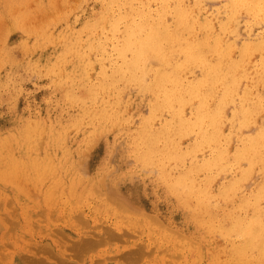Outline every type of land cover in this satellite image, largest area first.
<instances>
[{
	"label": "rangeland",
	"instance_id": "1",
	"mask_svg": "<svg viewBox=\"0 0 264 264\" xmlns=\"http://www.w3.org/2000/svg\"><path fill=\"white\" fill-rule=\"evenodd\" d=\"M119 1L0 0V264H39L37 258L48 264H238L236 248L245 242L221 227L232 231L237 219L264 220V197L254 202L264 192V14L234 11L231 0H136L132 7ZM177 5L194 14H188L194 35L183 31L186 40L206 45L207 36L213 34L214 43L221 34V48L209 40L200 46L203 56L211 55L209 65L219 63L216 58L236 65L220 61L226 72L232 67L227 75L233 79L212 89L215 94L203 91L207 113L214 112L209 121L200 119L202 98H188L206 70L197 63L181 67L187 58L177 43L168 48L161 39L169 54L159 48V59L149 53L154 58H143L135 70L129 66L134 22L144 24L146 12L157 13V21L163 14L172 25ZM159 70L180 77L182 100H188L164 107L162 93L153 92ZM179 121L193 130L169 134L170 125L182 128ZM150 133L157 139H146ZM85 240L95 246L75 247ZM246 248L245 264H264L260 250ZM130 251L138 256L127 257Z\"/></svg>",
	"mask_w": 264,
	"mask_h": 264
},
{
	"label": "bare ground",
	"instance_id": "2",
	"mask_svg": "<svg viewBox=\"0 0 264 264\" xmlns=\"http://www.w3.org/2000/svg\"><path fill=\"white\" fill-rule=\"evenodd\" d=\"M119 1V0H118ZM131 1L133 2V1H136V0H129V2L131 3ZM162 1V0H161ZM172 1V0H171ZM174 1V0H173ZM190 1L191 0H189V3H190ZM47 2H50V1H47ZM113 2V1H112ZM117 2V1H116ZM119 2H121V1H119ZM118 2V4H119V6H118V4H117V7H120V6H122V4L120 5V3ZM125 2H127V0H125ZM168 2V1H167ZM176 2V1H175ZM45 3V2H44ZM122 3H124V1H122ZM134 3H136V2H133V4L132 5H130L129 3V7L131 6H133L134 5ZM163 3V2H162ZM183 3V2H182ZM50 4V3H49ZM59 4V3H58ZM112 3H110L109 5H111ZM126 4V3H125ZM168 4H170V3H168ZM168 4H167V6H168ZM180 4H181V2H180ZM184 4V3H183ZM182 4V5H183ZM46 5V4H45ZM79 5V4H78ZM85 5V4H84ZM159 5H160V3H159ZM231 7H232V9L235 11V10H238L239 8H242V7H247L250 11H252V12H254L255 13V15H262V14H264V0H231ZM40 6V5H39ZM47 6V5H46ZM55 6V5H54ZM57 6V5H56ZM65 6H66V4H65ZM139 6V5H138ZM166 6V7H167ZM173 6V5H172ZM179 5H177L176 6V8L173 10V13H172V15H173V20H174V22H173V24L172 25H169V24H167V22H166V19L164 18L163 20H162V15H158L159 17H158V21H157V13H155L156 14V20H155V17H152V15L151 14H149V13H146V12H144L143 14H144V17L143 16H141V19H140V21L142 20V17H143V19H144V24H142V22H141V24L140 25H138L137 24V26H136V24H135V22H134V27H133V29H132V27H130L132 30H130L131 31V35H133L132 37H133V39L131 38L130 39V43L128 44L130 47H132V48H134V52H135V54H134V52H131V53H133L134 55H135V60H134V62L133 63H131L129 66H131L132 67V69L133 70H135L137 67H136V65H137V63L139 62V61H143L142 59L143 58H145L146 59V57L147 56H149V53L151 54V55H153V56H155V54L156 55H158L157 57V59H159L160 57L159 56H161L160 54H161V52L165 49V47L164 46H166V44H167V47L169 48H171V46H168V42H169V45L172 43V44H174V43H177V44H179V45H177L176 44V47H177V49L178 48H182V54H184L185 53V55H186V58L187 59H185V61H184V63H181L180 65H181V67L183 66V65H185V67H187V66H189V65H191V64H198V65H201L202 67H204L203 69L204 70H206V71H204V72H206L205 74L206 75H203V76H205V78L204 79H202L201 81H202V83H196L198 86H196L195 87V89H193L192 87H190V88H192V90L191 89H189V91L191 92L190 94L189 93H187V94H189V97L188 98H192L191 97V95L193 96H198L199 98L201 97L202 98V100H201V103H202V107H203V109H201V108H199V107H201V106H199L198 108H197V111H195V113H199L198 112V109H199V111H200V109L201 110H203V113L201 114V115H203L202 117H201V115H200V119L202 118V121L207 117V114L208 115H210V117L212 118V116H211V114L212 113H214L213 112V109H209L210 111H212V113H207V109L210 107V105H209V107H207L206 108V105H208V103L206 102V99H207V94H205L204 92H205V90L207 91V92H209L210 91V93L211 92H213V91H215L216 92V87L221 83L222 85L224 84V86H225V83L226 82H228L227 80L229 79V76L227 75L228 73L227 72H229V70L231 71V68L226 72L225 70H223V64H224V62L222 61V60H220L221 62H223V64L216 58V60L219 62V63H213L212 65H209V62H208V60H209V56H211V55H208V57H206L207 55H205V56H203V47L200 49V46H202V43H204L203 41H202V43H198V42H200L199 41V39H196V37H194L195 39L194 40H197V42L196 41H193V40H190L192 37H190V39L188 38V40H186L185 38H184V36H185V34H184V32H186V31H188V34H190L191 35V33H192V31L189 29L190 28V22H189V20H191V17L189 18V16H188V14H190L191 12H192V10H191V12H189V13H187V12H185L183 9H184V7H182L183 9H181V8H179V7H181V6H179ZM183 6H185V5H183ZM51 7V6H50ZM59 7V6H58ZM113 7V6H112ZM169 7H171V6H169ZM187 7V6H186ZM196 7V6H195ZM194 7V8H195ZM52 8H54V7H52ZM106 8V7H105ZM108 8V7H107ZM107 8H106V10H107ZM158 8V7H157ZM168 8V7H167ZM166 8V10H167V12H168V9ZM243 8V9H244ZM58 9V8H57ZM144 9H145V7H144ZM192 9V8H191ZM64 10V9H63ZM126 10H127V8H126ZM150 10V9H149ZM163 10V9H162ZM161 10V11H162ZM195 10V12H196V9H194ZM51 11V10H50ZM65 11V10H64ZM67 11V10H66ZM113 11H115V10H113ZM234 11H232L233 13H234ZM13 12V11H12ZM68 12V11H67ZM142 12V11H141ZM141 12L139 11V13L141 14ZM165 13V11H162V13ZM205 12V11H204ZM48 13H49V9H48ZM47 13V14H48ZM58 13V12H57ZM60 13V12H59ZM61 13H63L62 11H61ZM94 13V12H93ZM151 13H152V10H151ZM159 14H161L160 13V10H159V12H158ZM201 13H202V11H201ZM206 13V12H205ZM9 14V13H8ZM51 14H53V13H51ZM70 14V13H69ZM139 14V15H140ZM154 14V15H155ZM169 14V13H168ZM1 15V14H0ZM57 15V14H56ZM92 15V14H91ZM191 16H192V14H190ZM260 15V16H261ZM55 16V15H54ZM61 16V15H60ZM122 16V15H121ZM137 17L138 15L137 14H135L134 15V17ZM193 16H194V14H193ZM192 16V17H193ZM198 16V15H197ZM49 17V16H48ZM51 17V16H50ZM56 17V16H55ZM62 17V16H61ZM93 17V16H92ZM108 17H109V15H108ZM136 17H135V19H136ZM139 17V16H138ZM164 17V16H163ZM208 17V16H207ZM236 17V16H235ZM3 18V17H2ZM68 18H69V16H68ZM68 18H67V20H68ZM154 18V19H153ZM47 19V18H46ZM52 19H53V17H52ZM56 20H57V17L55 18ZM61 19V18H60ZM63 19H64V17H63ZM86 19V18H85ZM129 19V18H128ZM131 19H133V15L131 16ZM130 19V20H131ZM208 19H210V18H208ZM262 19V18H261ZM3 20H5V19H3ZM49 20H51V18L49 19ZM129 20V21H130ZM139 20V19H138ZM211 20H213V19H211ZM230 20V19H229ZM231 20H233V19H231ZM256 20V19H255ZM263 20V19H262ZM52 21V20H51ZM53 21L54 22H56L54 19H53ZM52 21V22H53ZM112 21V20H111ZM140 21H137V23H139ZM203 21H204V19H203ZM29 22V21H28ZM47 23H48V21H46ZM107 22V21H106ZM128 22V21H127ZM196 22H197V20H196ZM1 23V22H0ZM5 23V22H4ZM25 23V22H24ZM27 23V22H26ZM50 23V22H49ZM56 23H58V22H56ZM61 23V22H60ZM105 23V22H104ZM120 23V22H119ZM128 23H131V22H128ZM197 23H199V22H197ZM196 23V24H197ZM231 22L229 21V24H230ZM233 23V22H232ZM20 24V23H19ZM122 24V23H121ZM207 24H209L210 25V23H208L207 22ZM213 24H215V22H212L211 23V25H213ZM228 24V23H227ZM226 24V25H227ZM44 26H45V23L43 24ZM127 25V26H126ZM125 25V28H124V30H123V32L127 29L126 27H128V26H130V25H128V24H126ZM198 25V24H197ZM205 26H206V24H204ZM204 25H203V27H204ZM209 25H207L208 27H209ZM225 25V26H226ZM1 26H2V24H1ZM49 26H50V24H49ZM52 26V25H51ZM193 26H195V23H194V25ZM27 27V26H26ZM121 27V26H120ZM223 27H224V25H223ZM5 28H7V27H5ZM45 28V27H44ZM105 28H106V26H105ZM118 28H119V26H118ZM117 27L115 28V29H118ZM205 28V27H204ZM210 28V27H209ZM215 28V27H214ZM227 28V27H226ZM225 27H224V29H226ZM8 29V28H7ZM27 29V28H26ZM25 29V30H26ZM29 29V28H28ZM38 29V28H37ZM42 29V28H41ZM208 29V28H207ZM213 29V27L211 28V31H213L212 33H214V35H216L215 34V32H217L216 30H215V32H214V30H212ZM6 30V29H5ZM36 30V29H35ZM49 30V29H48ZM114 30V29H113ZM118 30H120V29H118ZM117 30V31H118ZM28 31V30H27ZM29 31H30V29H29ZM40 31V30H39ZM38 31V32H39ZM142 31H144V32H142ZM184 31V32H183ZM191 31V32H190ZM203 31V30H202ZM211 31H210V34H212L211 33ZM66 32V31H65ZM87 32V31H86ZM145 32H147L146 34V37L144 36V33ZM207 32H208V30H207ZM3 33V32H2ZM32 33H34V32H32ZM47 33V36H49L48 35V32H46ZM96 33V32H95ZM117 33V32H116ZM127 33V32H126ZM126 33H123L124 35H126L127 36V34ZM187 33V32H186ZM218 33V32H217ZM26 34V33H25ZM51 34V33H50ZM60 34V33H59ZM123 34L121 35V36H123ZM140 34H143V36L144 37H141L142 35H140ZM220 34V33H219ZM33 35V34H32ZM35 35H36V33H35ZM45 35V34H44ZM192 35H194V33H192ZM209 35V34H208ZM25 36V35H24ZM30 36V35H29ZM28 36V37H29ZM54 36V35H53ZM64 36H65V34H64ZM125 36V37H126ZM207 36V35H206ZM264 36V35H263ZM124 37V38H125ZM209 37V38H208ZM217 37H219V35H217L216 36V39H219V40H221L220 38H222L221 37V34H220V37L219 38H217ZM51 38V37H50ZM54 38H55V36H54ZM84 38V37H83ZM124 38H122V39H124ZM210 38H213V34H212V37H211V35L210 36H207V39L210 41ZM263 38V37H262ZM161 39H164V41H165V39L167 40V43L166 44H163V42H162V45H164V46H162L161 45V47H163V48H160V40ZM52 40V39H51ZM204 40H206V38L204 39ZM208 40H206V45H207V43L209 44V41ZM212 40V39H211ZM214 40H215V38H214ZM219 40H216L215 42H219V43H217L219 46L222 44L221 42L223 41H219ZM60 41V40H59ZM123 41V40H122ZM47 42V41H46ZM62 42V41H61ZM83 42V41H82ZM214 42V43H215ZM81 43V42H80ZM122 43V42H121ZM125 43V42H124ZM198 43V44H197ZM210 43H212L211 41H210ZM214 43H212V46H213V44ZM49 44V43H48ZM96 44V43H95ZM119 45H118V47L120 48V49H122L121 48V44L120 43H118ZM205 47H207L206 45H205V43L203 44ZM210 45V44H209ZM217 45V47H219ZM56 46V45H55ZM215 46V45H214ZM31 47V46H30ZM95 47V46H94ZM176 47H173V48H176ZM204 47V48H205ZM264 47V46H263ZM115 48H116V46H115ZM162 49V50H160V49ZM215 48L216 47H214L213 49H214V52L213 53H215V54H213V55H215V56H217V54H220V53H218L219 51L217 50V49H219V48H221V46L219 47V48H216V50H217V52H216V50H215ZM38 49V48H37ZM206 49V48H205ZM211 49V48H210ZM222 49H223V47H222ZM225 49V48H224ZM223 49V50H224ZM13 50V49H12ZM127 50V49H126ZM157 50H160V51H158L157 53L155 52V51H157ZM166 50V49H165ZM164 50V51H165ZM170 50V49H169ZM227 50V49H226ZM223 51V52H227V51ZM95 51V50H94ZM132 51V50H131ZM177 51V53H179V51L178 50H176ZM181 51V50H180ZM205 51V50H204ZM208 51V50H207ZM221 51V50H220ZM130 52V51H129ZM166 52V51H165ZM175 52V49L173 50V53ZM212 52H211V54H212ZM71 53V52H70ZM122 53V52H121ZM164 53V52H163ZM166 53H168V52H166ZM217 53V54H216ZM225 53H224V55H225ZM73 54H74V52H73ZM132 54V55H133ZM169 54V53H168ZM168 54H164L163 56H164V58H165V56H167ZM176 54V53H175ZM181 54V53H180ZM91 55V54H90ZM133 55V56H134ZM54 56V55H53ZM68 56V55H67ZM71 56V55H70ZM170 56H172V55H170ZM74 57V56H73ZM90 57V56H89ZM115 57V56H114ZM168 57V56H167ZM166 57V59L168 60V58ZM221 57V56H220ZM67 58V57H66ZM148 58V57H147ZM149 58H150V56H149ZM152 58H154V57H151L150 59H152ZM164 58H163V60H164ZM207 58H208V60H207ZM41 59V58H40ZM80 59H82V58H80ZM111 59V58H110ZM149 59V60H150ZM165 59V61H167ZM172 59V58H171ZM213 59H214V56H213ZM76 60V59H75ZM120 60V59H119ZM162 60V62L164 63V61ZM223 60H225V58L223 57ZM227 60V59H226ZM147 61H148V59H147ZM147 61H145V62H147ZM159 61V60H158ZM210 61V60H209ZM77 62V61H76ZM95 62V61H94ZM118 62V61H117ZM150 62V61H149ZM169 62H171L170 61V59H169ZM211 62V61H210ZM228 62V61H227ZM70 63V62H69ZM162 63V64H163ZM166 63H168V61L166 62ZM189 65H188V64ZM220 63H221V66H220ZM49 64V63H48ZM146 64V66L148 65V63H145ZM165 64V63H164ZM163 64V65H164ZM211 64V63H210ZM214 64H215V66H214ZM217 64H219V66L217 65ZM233 64V65H232ZM71 65V64H70ZM140 65L142 66L143 64H141L140 63ZM171 64H169L168 66H170ZM178 65V64H177ZM187 65V66H186ZM217 65V66H216ZM226 65V63L224 64V66ZM227 65L228 66H234V68H235V66L236 65H234V63H230V64H228L227 63ZM226 65V66H227ZM139 66V65H138ZM226 66H225V68H226ZM227 66V67H228ZM165 67H167V66H165L164 65V68ZM87 68V67H86ZM90 68V67H89ZM141 68V70H143V68L144 67H140ZM147 68V67H146ZM169 68V67H168ZM184 68V67H183ZM233 68V69H234ZM178 69H179V67H178ZM1 70V69H0ZM166 70V69H165ZM181 70H182V68H181ZM184 70V69H183ZM64 71V70H63ZM145 69H144V73H145ZM173 70H171V72H172ZM225 71V72H224ZM170 72V71H169ZM166 73L165 71H162V70H159V71H157V72H155V80L153 79V92L154 93H156V95H160L161 93H162V95H163V99H164V103L166 104L164 107H172V105H173V103H174V101H181L182 100V98L184 97L182 94L184 93L185 94V91L183 92V93H181L179 90L181 89V88H178V86H179V84H177V80H179V78L176 76V74L175 73H172V74H170V73ZM175 72V71H174ZM233 72V71H232ZM230 73L231 75L233 74V73ZM234 72H236V71H234ZM137 73H139L138 71H137ZM147 73V72H146ZM132 74V73H131ZM174 74V75H173ZM236 74V73H235ZM235 74H233V75H235ZM142 75V74H141ZM64 76V75H63ZM75 76H77V75H75ZM137 76V75H136ZM233 77L234 76H231V80L233 79ZM3 78V77H2ZM229 79V80H230ZM230 80V81H231ZM229 81V82H230ZM235 80L231 83V85H230V87H232L233 85H235ZM170 83V84H169ZM179 83H180V81H179ZM229 83V84H230ZM80 84V83H79ZM168 84H169V87H168ZM220 84V85H221ZM194 85V84H193ZM221 85V86H222ZM227 85V87L229 86L228 84H226ZM62 86V85H61ZM195 86V85H194ZM236 86V85H235ZM223 87V86H222ZM226 87V88H227ZM230 87H228V89L230 88ZM214 88H215V90H214ZM223 88H225V87H223ZM213 89V91H211ZM233 89V88H232ZM234 90V89H233ZM148 91V90H147ZM204 91V92H203ZM225 91V90H224ZM229 92H230V90H228ZM203 92V93H202ZM226 92H227V90H226ZM229 92L227 93L228 95H229ZM210 93H208L209 94V96H210ZM89 94V93H88ZM213 94H215L214 92H213ZM183 97H182V96ZM225 95H226V93H225ZM161 96V95H160ZM186 96V95H185ZM216 96V95H215ZM88 97V96H87ZM225 97H228L227 95L225 96ZM188 98L186 97V98H184L183 100L185 101V99H187L188 100ZM214 98V96H212V99ZM222 98V97H221ZM224 98V97H223ZM225 100H224V103L226 102V98H224ZM182 100V101H183ZM221 100V99H220ZM181 101V102H182ZM214 102H215V99L213 100ZM262 101H264V100H262ZM121 103V102H120ZM153 103V102H152ZM219 103H221V101H219ZM218 102H217V104L218 105H220V106H222L221 104H219ZM223 103V102H222ZM223 103V104H224ZM160 105V104H159ZM214 105H215V103H214ZM217 105V106H218ZM213 107V106H212ZM215 107L216 106H214V110H215ZM219 107V106H218ZM220 108L222 109V107H219L218 108V112L219 113H221V111H220ZM245 107H243V109H244ZM251 109V108H250ZM253 109V108H252ZM173 110V109H172ZM196 110V109H195ZM254 110V109H253ZM109 111V110H108ZM210 111H208V112H210ZM174 112V111H173ZM176 112V111H175ZM201 112V111H200ZM217 112V111H216ZM158 113H159V111H158ZM218 113V114H219ZM157 114V113H156ZM216 114L217 113H215V117H216ZM244 114V113H243ZM181 115V114H180ZM177 116H175V118H176ZM197 117V116H196ZM209 116L207 117V119L208 118H210ZM215 117H213V119H210V125L211 126H213L214 127V123L216 122V120L214 121V119H215ZM217 118V117H216ZM115 119V118H114ZM177 119V118H176ZM197 119H199V117L197 118ZM197 119H196V123H197ZM199 119V120H200ZM178 120V119H177ZM198 120V121H199ZM176 121V120H175ZM201 121V120H200ZM205 121H206V119H205ZM207 121H209V119L207 120ZM174 122V121H173ZM177 122V121H176ZM175 123V122H174ZM195 123V124H196ZM199 123V122H198ZM204 124H205V122H203ZM202 123V125L204 126V124ZM209 123V122H208ZM33 125V124H32ZM168 125V124H167ZM179 125L180 126H182V128L181 127H179V126H172V125H170V126H168V133L169 134H172L173 133V131L174 132H176V130H180V129H182L183 130V128H185L186 127V129H185V131L187 130L188 131V129L189 130H193V126L191 127V125L189 126V125H187V126H185L184 124L182 125V123L179 121ZM194 125V124H193ZM197 125V124H196ZM199 125V124H198ZM197 125V126H198ZM206 125V124H205ZM216 126H217V124H215ZM184 126V127H183ZM195 126V125H194ZM216 126L214 127V129H216ZM166 127V126H165ZM179 127V128H178ZM188 127H190V128H188ZM201 127L202 126H200V129H201ZM148 128V127H147ZM167 128V127H166ZM198 128V130H199V127H197ZM149 131V130H148ZM164 132H165V130H163ZM142 132V131H141ZM159 132V131H158ZM202 132H204L203 131V129H202ZM216 132V131H215ZM154 133H156V132H154ZM153 133V134H154ZM182 133V132H181ZM180 133V134H181ZM198 133H199V131H198ZM153 134H149L147 137H146V139H157V137L156 136H154ZM159 134H160V132H159ZM200 134V133H199ZM204 133H202L201 134V136L203 135ZM209 134V133H208ZM161 135V134H160ZM164 135H165V133H164ZM211 135V134H210ZM210 135H207L208 137H211ZM206 136V138H208ZM42 137V136H41ZM160 138H161V136H159ZM171 136H169V137H165L166 139H171L170 138ZM212 137H213V135H212ZM164 138V139H165ZM205 138V139H206ZM215 138H216V136H215ZM174 139H175V137H174ZM202 140V139H201ZM252 140V139H251ZM147 141V140H146ZM154 141L155 140H153V141H151L150 140V143L152 142V143H154ZM163 141V140H162ZM161 141V142H162ZM212 141H213V139H212ZM211 141V142H212ZM254 141V140H253ZM156 142V141H155ZM158 142V141H157ZM170 142V141H169ZM169 142H167L168 144H169ZM208 143L210 142V141H207ZM258 142V141H257ZM150 143H148V145L150 144ZM165 143V142H164ZM172 143H173V141H172ZM248 143V142H247ZM254 142H252V144H253ZM261 142H259L258 144H260ZM162 144H163V142H162ZM205 144V143H204ZM203 144V145H204ZM167 145V144H166ZM170 145V144H169ZM254 145V144H253ZM150 146V145H149ZM165 146V145H164ZM250 146H252V145H250ZM259 146H261V145H259ZM263 146V145H262ZM24 147V146H23ZM246 147V146H245ZM255 147V146H254ZM258 147V146H257ZM257 147H255V149L257 148ZM264 147V146H263ZM262 147V148H263ZM247 148V147H246ZM259 148V147H258ZM257 148V149H258ZM254 148H252L251 150H254V152L256 153V151H257V149L255 150ZM166 150V149H165ZM241 150V149H240ZM243 150H244V148H243ZM250 150V151H251ZM261 150V149H260ZM167 152H169L168 150H166ZM248 151V150H247ZM22 152V151H21ZM241 153V152H240ZM242 153H244L243 151H242ZM241 153V154H242ZM252 153V152H251ZM251 153L249 154V156L251 155ZM262 153V152H261ZM173 154V153H172ZM241 154H239V155H241ZM246 154V156H247V153H245ZM245 154H244V156H245ZM157 155V154H156ZM253 155V154H252ZM256 155V154H255ZM24 156V155H23ZM216 156V155H215ZM214 156V157H215ZM217 157V156H216ZM223 158V157H222ZM220 159V160H222L223 161V159ZM249 158V157H248ZM263 160V159H262ZM254 161V160H253ZM252 161V162H253ZM209 162V161H208ZM214 161H212L211 162V164L213 163ZM217 162H219L218 160H217ZM259 162V161H258ZM263 162H264V160L262 161V164H263ZM220 163V162H219ZM256 164H257V162H255ZM208 164V163H207ZM206 165V164H205ZM210 165V164H209ZM260 165H261V163H260ZM74 166V165H73ZM207 167V166H206ZM192 169H193V167H192ZM194 170V169H193ZM69 174V173H68ZM106 175V174H105ZM190 177V176H189ZM186 181V180H185ZM185 181H184V184H185ZM263 183V182H262ZM180 184H183V183H180ZM183 184V185H184ZM188 184H189V182H188ZM193 185V184H192ZM112 186V185H111ZM111 186H109V187H111ZM188 189V188H187ZM189 190V189H188ZM186 191V190H185ZM113 193V192H112ZM261 193V192H260ZM261 196H263L264 197V192L263 193H261V194H259V195H257L256 197H255V200H254V202H257L258 200H259V198L261 197ZM115 198V197H114ZM247 203V202H246ZM248 204V203H247ZM256 209H258V210H260L259 208H256ZM221 221H223V220H221ZM225 225V224H224ZM221 228H223V230H224V232H227V233H230V232H233V233H235L236 234V236H238L239 238L241 237L243 240H244V242H245V246L246 247H252V249H258V250H260L261 252H262V255H264V220L261 218V217H259V216H256L255 218H252L251 220H246V221H244V220H240V219H237V221H236V225L234 226V227H232L230 230H232V231H229V229H226V228H224V227H221ZM111 231V230H110ZM114 231V230H113ZM113 231H111V232H113ZM109 231H108V235H109ZM114 234H112V236H114V235H116L117 233L116 232H113ZM116 233V234H115ZM119 234V233H118ZM111 236V235H110ZM116 237L117 238H119V236L118 235H116ZM114 238H115V236H114ZM89 241L91 240V239H88ZM92 240H95V239H92ZM87 242L86 240H85V242H87V244H84L83 243V241H81L84 245L82 246V243L80 244V246H75L77 249H82V248H84V247H87V246H85V245H88V243H89V245H88V247L90 248V247H92V246H95L94 245V243L95 242H98V240H95V242L90 246V244H91V242ZM80 243V242H79ZM78 243V244H79ZM75 245H77V244H75ZM241 242H240V246H238L237 248H236V252L239 254V257H238V264H245V261H244V256L247 254V252H248V249L245 247ZM74 247V248H75ZM85 249H87V248H85ZM84 249H82V251H83ZM75 251H77V250H75ZM79 251V250H78ZM138 251H140V248L138 249ZM138 251L136 252V251H133V252H131L130 251V253H127L126 254V256L129 254V256H131V255H134V254H136L137 255V253H138ZM76 253V252H75ZM140 253V252H139ZM261 254V253H260ZM73 255H75V254H72V256ZM72 256H71V258H72ZM125 256V257H126ZM129 256H127V257H129ZM135 256V255H134ZM138 256V255H137ZM249 256V255H248ZM68 258H69V256H67ZM74 257V256H73ZM136 258V257H135ZM133 259H134V257H133ZM251 259V258H250ZM45 260H42V259H38L37 258V263H39V264H48V262L47 263H45L44 262ZM64 263V262H63ZM69 264V263H68ZM71 264V263H70Z\"/></svg>",
	"mask_w": 264,
	"mask_h": 264
}]
</instances>
